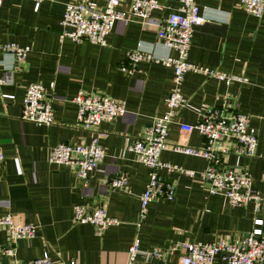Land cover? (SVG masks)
<instances>
[{
  "label": "crops",
  "instance_id": "crops-1",
  "mask_svg": "<svg viewBox=\"0 0 264 264\" xmlns=\"http://www.w3.org/2000/svg\"><path fill=\"white\" fill-rule=\"evenodd\" d=\"M69 0H3L0 4V42L30 45L27 57L13 65V56L0 51V74L8 77L0 95V146L6 156L0 166V216L8 212L38 224L32 238L16 241L15 257L32 259L48 251L55 261L77 264H126L129 246L138 239L142 250L167 248L174 240L213 241L224 236L236 241L253 226L252 202L231 204L219 193H208L198 173H167L173 178V199L155 197L146 215L139 219V194L149 178L150 168L136 160L128 144L155 116L165 110V97L172 86V68L155 60H139L131 71L127 50L173 54L157 36L156 21L177 10L178 0H157L149 19L116 20L106 44L61 38L66 2ZM103 5L105 0H94ZM205 20L193 26L188 59L227 72L242 73L246 82L225 84L214 76L187 71L181 83L186 104L169 124L168 144L201 146L204 137L185 130L181 123L195 124L208 106L237 107L249 116L248 127L257 137L255 154H229L227 164H245L252 174V187L264 194V13L245 11L239 0H195ZM130 0H121L127 7ZM39 81L49 89L55 110L52 124L22 118L27 85ZM100 92L122 99L126 111L97 126L104 156L98 168L83 180L74 166L52 163L51 149L59 142H88L92 132L78 126V104L74 96ZM162 160L202 170L207 159L167 146ZM128 176L130 191L113 188L110 179L118 173ZM103 205L120 222L102 234L93 224L77 222L74 206ZM263 218L264 208L259 214ZM10 243L8 228L0 226V263L11 264L4 254ZM181 251H167L163 257L136 255L133 264H182ZM213 264H229L217 256ZM255 264H264V260Z\"/></svg>",
  "mask_w": 264,
  "mask_h": 264
},
{
  "label": "built area",
  "instance_id": "built-area-1",
  "mask_svg": "<svg viewBox=\"0 0 264 264\" xmlns=\"http://www.w3.org/2000/svg\"><path fill=\"white\" fill-rule=\"evenodd\" d=\"M3 0H0V4ZM41 1V0H36ZM177 10L156 21L157 36L173 54L155 56L151 52L127 50L128 65L120 68L131 71L139 60L161 61L172 68V86L165 97V110L155 116L150 124L145 125L139 134L128 144L136 160L149 166V178L139 194V219L146 215L149 202L155 197L173 199L176 183L173 178L160 173L163 168L167 173L178 172L193 176L198 173L200 181L208 193H219L233 205L252 202L256 212L252 228L236 241H229L219 236L213 241L174 240L165 248L142 250L138 239L129 246V258L126 264H133L136 255L142 253L146 258L163 257L167 251L180 250L182 264H213L217 256L223 257L229 264H255L264 260L263 218L259 215L264 208V194L252 187V174L245 164H227L229 154L253 156L256 150V134L249 129V116L237 107L226 110L224 106H208L195 124L181 123L185 130L196 129L203 137L201 146L186 143L168 144L169 124L174 120L179 108L186 104L181 90V83L187 71L201 72L214 76L229 84L233 81L246 82L242 73L227 72L194 63L188 59L193 26L205 20L195 0H178ZM121 0H105L103 5L94 0H69L66 2L62 23L61 38L71 37L75 41L88 40L106 44V36L116 20H130L138 17L142 21L149 19L151 10L159 6L157 0H130L127 7H120ZM241 7L255 15L264 13V0H239ZM30 45L14 41L0 42V51L12 54L13 65L25 61ZM1 64V60H0ZM8 77L0 74V95L2 85ZM54 87L34 81L27 85L23 99L22 118L39 124H52L55 110L49 89ZM73 100L78 104L77 124L92 132L88 142H59L51 149L49 160L52 163L68 164L75 168L79 178L86 180L93 170L98 168L104 156V149L99 143L101 131L97 126L103 120H112L126 111L125 102L100 92L79 90ZM167 146L187 154L203 156L207 164L202 170L187 168L179 163L162 160L160 153ZM5 152L0 146V166L5 159ZM110 185L124 191H130L128 176L118 173L110 179ZM74 219L77 222L93 224L94 232L102 234L111 224L120 220L108 213L103 205L88 206L78 203L74 206ZM0 226L8 228L10 243L3 249L4 254L13 256L11 264H77L75 260L61 263L54 260L48 251L32 259L15 257L16 241L19 238H32L37 233L38 224L27 220L22 215L8 212L0 216ZM1 264V263H0Z\"/></svg>",
  "mask_w": 264,
  "mask_h": 264
}]
</instances>
